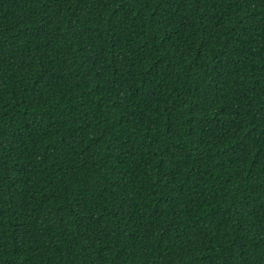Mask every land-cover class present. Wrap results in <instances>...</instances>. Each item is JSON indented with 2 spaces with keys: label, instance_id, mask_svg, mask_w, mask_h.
Wrapping results in <instances>:
<instances>
[{
  "label": "trees",
  "instance_id": "obj_1",
  "mask_svg": "<svg viewBox=\"0 0 264 264\" xmlns=\"http://www.w3.org/2000/svg\"><path fill=\"white\" fill-rule=\"evenodd\" d=\"M0 264H264V0H0Z\"/></svg>",
  "mask_w": 264,
  "mask_h": 264
}]
</instances>
